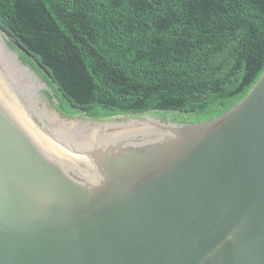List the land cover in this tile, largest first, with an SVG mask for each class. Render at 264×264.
I'll use <instances>...</instances> for the list:
<instances>
[{
	"label": "water",
	"instance_id": "water-1",
	"mask_svg": "<svg viewBox=\"0 0 264 264\" xmlns=\"http://www.w3.org/2000/svg\"><path fill=\"white\" fill-rule=\"evenodd\" d=\"M19 52L0 30V264H264V71L212 120L92 126Z\"/></svg>",
	"mask_w": 264,
	"mask_h": 264
},
{
	"label": "trees",
	"instance_id": "trees-1",
	"mask_svg": "<svg viewBox=\"0 0 264 264\" xmlns=\"http://www.w3.org/2000/svg\"><path fill=\"white\" fill-rule=\"evenodd\" d=\"M0 30L66 117L200 123L264 71V0H0Z\"/></svg>",
	"mask_w": 264,
	"mask_h": 264
},
{
	"label": "flooded vegetation",
	"instance_id": "flooded-vegetation-1",
	"mask_svg": "<svg viewBox=\"0 0 264 264\" xmlns=\"http://www.w3.org/2000/svg\"><path fill=\"white\" fill-rule=\"evenodd\" d=\"M4 43H5V40L3 39L2 40ZM10 50V49H9ZM18 59L20 60V58H19V55H18ZM21 61V60H20ZM22 62V61H21ZM9 64L11 65V66H14V67H18L14 62H13V60L12 59H9ZM26 65V64H25ZM27 66V65H26ZM29 67V66H28ZM33 71V70H32ZM34 72V71H33ZM27 73V72H26ZM35 74H34V77L33 76H30V78L28 79V81H27V83L29 84V88L30 89H32V91L34 92V96L35 97H39V95L41 94V91H45V94L47 95V97L49 98V100L51 101V104H53L54 105V107H55V110H56V113L59 115V116H61V115H63L62 113H61V111L59 110V108H58V106L56 107V104H57V101H56V99H54V93L51 91V89L48 87V88H46V83H45V81H43V79H42V77L40 76H38L37 75V83L35 82ZM27 78H25V80H26ZM36 102V101H35ZM23 104H25L24 102H22ZM26 108H28V109H31V108H29L27 105H26ZM38 108V107H37ZM35 112H36V115H37V117L38 118H40V117H42L43 118V120L44 121H46V117L44 116V115H42L41 114V112L39 113V111H38V109H36L35 110ZM65 117H66V115H64ZM76 116V115H75ZM118 116H121V115H118ZM88 118V117H87ZM113 118V117H112ZM89 119H91V120H86V119H82V123H86V121H88V123L89 124H91L92 126H99V125H101V123H98V122H96L95 120H99V119H92V118H89ZM165 121H173L170 117H168V118H166V120ZM115 122V121H114ZM115 124H119V123H115ZM120 124H122V123H120ZM104 127V126H103Z\"/></svg>",
	"mask_w": 264,
	"mask_h": 264
},
{
	"label": "rangeland",
	"instance_id": "rangeland-1",
	"mask_svg": "<svg viewBox=\"0 0 264 264\" xmlns=\"http://www.w3.org/2000/svg\"><path fill=\"white\" fill-rule=\"evenodd\" d=\"M113 118H120V119H129V120H138V121H145L146 118H150V119H158L161 120L162 119L158 116H152L149 113H145V114H141V115H121V116H116ZM145 119V120H144Z\"/></svg>",
	"mask_w": 264,
	"mask_h": 264
}]
</instances>
